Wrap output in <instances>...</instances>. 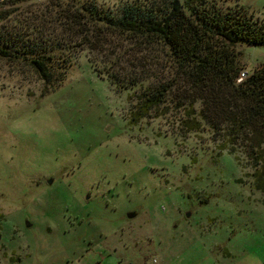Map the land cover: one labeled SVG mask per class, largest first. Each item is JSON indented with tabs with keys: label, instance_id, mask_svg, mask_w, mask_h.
<instances>
[{
	"label": "rangeland",
	"instance_id": "374dc122",
	"mask_svg": "<svg viewBox=\"0 0 264 264\" xmlns=\"http://www.w3.org/2000/svg\"><path fill=\"white\" fill-rule=\"evenodd\" d=\"M66 1L22 2L0 25ZM95 1L117 16L135 0ZM206 1L264 21V0ZM235 51L247 75L264 66V46ZM60 53L70 67L47 85L0 58V264H264V194L250 169L219 151L207 128L181 131L173 105L130 124L151 77L122 89L89 51ZM154 55L153 75L167 78Z\"/></svg>",
	"mask_w": 264,
	"mask_h": 264
},
{
	"label": "trees",
	"instance_id": "16d2710c",
	"mask_svg": "<svg viewBox=\"0 0 264 264\" xmlns=\"http://www.w3.org/2000/svg\"><path fill=\"white\" fill-rule=\"evenodd\" d=\"M26 1L11 0L0 10L1 20ZM47 9L25 24L13 19L0 25V58L25 63L46 85L55 70H63V78L70 67V56L60 53L56 60L63 50L89 51L99 59L93 62L96 70L122 89L151 77L129 114L130 124L165 116L173 105L183 114L181 131L207 128L216 148L250 169L253 190L264 194V66L237 83L243 68L235 51L239 42L264 46V21L244 7L223 11L206 0H135L117 16L95 0H67ZM156 51L167 78L153 75Z\"/></svg>",
	"mask_w": 264,
	"mask_h": 264
},
{
	"label": "built area",
	"instance_id": "2783aa9c",
	"mask_svg": "<svg viewBox=\"0 0 264 264\" xmlns=\"http://www.w3.org/2000/svg\"><path fill=\"white\" fill-rule=\"evenodd\" d=\"M11 0H0V7H3L4 5H7ZM0 22H1V18H0ZM247 77V74L244 72H241L239 77L237 78V83L242 82V80H244ZM96 264H100V263H96Z\"/></svg>",
	"mask_w": 264,
	"mask_h": 264
},
{
	"label": "water",
	"instance_id": "95a60500",
	"mask_svg": "<svg viewBox=\"0 0 264 264\" xmlns=\"http://www.w3.org/2000/svg\"><path fill=\"white\" fill-rule=\"evenodd\" d=\"M135 215H136L135 213H128L127 218L132 219L133 217H135ZM189 216H190L189 214L186 215V217H189Z\"/></svg>",
	"mask_w": 264,
	"mask_h": 264
}]
</instances>
